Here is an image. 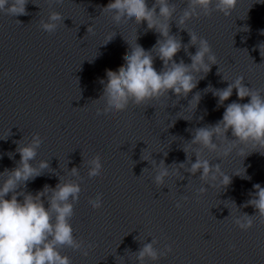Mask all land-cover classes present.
Returning <instances> with one entry per match:
<instances>
[{
	"label": "water",
	"instance_id": "1",
	"mask_svg": "<svg viewBox=\"0 0 264 264\" xmlns=\"http://www.w3.org/2000/svg\"><path fill=\"white\" fill-rule=\"evenodd\" d=\"M114 2L29 0L27 14L0 11V172L20 160L17 142L24 138L28 143L35 134L43 142L33 163L47 160L50 169L30 181L28 191L35 194L46 184L54 188L60 176L76 183L69 171L80 170L83 195L72 228L78 242L92 247L87 256L63 251L71 264H138L134 253L152 239L158 241L159 250L173 249L158 264H264V216L251 205L243 206L252 198L253 185L264 186V148L249 145L243 155L234 149L221 160L216 153L203 151L229 175H243L246 169L248 178L233 175L226 188L208 187L199 174L190 177L183 170L185 180L173 175L167 187H158L152 165L143 160L163 159L167 165L186 161L183 146L192 139L188 129L215 124L226 105L238 101L234 90L225 106L218 107L211 89L205 91L209 86L227 87L223 75L230 80L243 76L245 86L264 89V57L259 51L264 45V0H238L230 16L213 6L210 15L189 21L188 30L209 41L219 65L212 66L187 98L173 106L176 96L170 92V97L130 104L127 110L100 119L97 113L106 110L103 102H96L103 95L100 82L106 81L108 72L118 73L125 66L130 45L137 41L149 50L160 38L147 30L146 21L117 29L103 12ZM171 2L178 19L188 0ZM148 3L152 7L154 0ZM53 11L64 19L54 33H48L40 20ZM171 34L183 44L190 42L188 32L175 21ZM196 51L195 46L182 49L175 60L191 63L188 53ZM154 67L163 68L158 57ZM197 92L202 99L195 111L187 107ZM228 136L232 139L231 132ZM97 158L104 167L103 177L90 181L86 165ZM192 159L195 162V155ZM202 187H207L206 193L198 194ZM98 195L103 207L92 209L89 201ZM177 201L182 207H176ZM242 214L253 216V227L247 231L234 223V217Z\"/></svg>",
	"mask_w": 264,
	"mask_h": 264
},
{
	"label": "clouds",
	"instance_id": "2",
	"mask_svg": "<svg viewBox=\"0 0 264 264\" xmlns=\"http://www.w3.org/2000/svg\"><path fill=\"white\" fill-rule=\"evenodd\" d=\"M28 2L29 0H0V11L12 16L24 15L27 14ZM237 3L238 0H188L187 7L178 19H174L177 10L171 0H154L152 7H149L148 0H115L110 3L103 12L109 14L117 29L132 24L140 25L146 21L147 30L155 31L160 38L149 50L144 49L137 41L134 46L128 43L130 52L124 59L125 66L118 73L108 72L106 81L100 82L103 95L96 102H103L106 110L98 112L97 117L110 118L127 110L130 104L145 105L163 96L170 97V92L176 96L173 106L182 98H187L199 81L211 71L212 66L219 65L209 41L201 38L195 31L188 30L189 21L193 17L210 15L213 6L216 11L230 16ZM63 19L61 13L53 11L46 20H40V27L48 33H54ZM173 21L179 29L188 32L189 44H183L171 34ZM112 43L110 41L105 47ZM192 46L197 51L194 54L188 53L191 63L175 60L182 49L187 51ZM259 51L264 57V45L260 46ZM157 57L163 62V68L159 71L154 67ZM223 81L229 82L227 87L214 89L209 86L205 90L211 89L210 92L218 98V107L225 106L234 90L238 101L249 97L250 100L247 103L233 101L227 104L222 118L215 124L188 129L192 139L183 146L187 157L185 162L167 165L163 159L157 162L153 158H143L152 165L153 180L158 187H167L166 181L173 175L180 181L185 180L181 170L190 173V177L199 174L205 185L212 188H226L232 183L233 175L248 178L246 169L243 175H229L223 171L220 163L213 164L202 154L204 150L214 152L218 160H221L230 156L234 149L243 155L244 148L249 145L264 148V89L245 86L243 76L230 80L223 75ZM201 99V94L197 92L187 108L194 107L196 111ZM229 132L232 139L228 136ZM23 140L24 138L17 142L16 152L20 155V160L16 162V166L0 172V264H71L69 259L61 255L63 251L87 256L88 249L92 247L88 245L86 248L83 243L78 242L72 228L75 211L83 195L80 170H68L76 183L65 182L60 176L59 183L54 188L46 184L42 190L33 194L27 190L28 183L50 169V164L47 160L33 163L43 142L39 134L33 135L28 143ZM9 155L12 156L11 153ZM167 155L168 153H164L165 157ZM193 155L196 157L195 162ZM86 166L90 181L103 177L104 167L100 158ZM253 188L255 191L251 193L252 198L243 206L251 205L258 210L260 216H264V186L257 183ZM206 191L207 187H202L198 189V194ZM183 200H187V197H183ZM89 206L92 209L102 208V195L89 201ZM176 207H182L181 201H177ZM251 217L253 216L247 214L236 216L234 223L242 231H247L253 227ZM157 243L154 239L150 243H143L139 251L134 253L138 264H146V261L158 264L161 257H166L173 251L171 246L159 250Z\"/></svg>",
	"mask_w": 264,
	"mask_h": 264
}]
</instances>
